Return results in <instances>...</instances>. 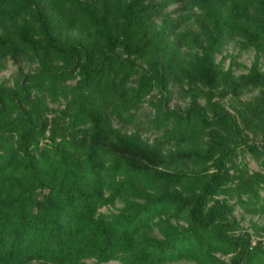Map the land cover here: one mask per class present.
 <instances>
[{"label":"trees","instance_id":"1","mask_svg":"<svg viewBox=\"0 0 264 264\" xmlns=\"http://www.w3.org/2000/svg\"><path fill=\"white\" fill-rule=\"evenodd\" d=\"M180 1L0 0V264H264V0Z\"/></svg>","mask_w":264,"mask_h":264},{"label":"rangeland","instance_id":"2","mask_svg":"<svg viewBox=\"0 0 264 264\" xmlns=\"http://www.w3.org/2000/svg\"><path fill=\"white\" fill-rule=\"evenodd\" d=\"M190 1L187 0L185 3L184 1H180L178 3H173L167 7L166 10H171L172 15L179 17L183 15V17L186 15L187 19H183L182 24L180 27H178V31L185 30V29H197V21L195 18H197V15H199L200 9L197 5H190ZM175 6H179L180 9H174ZM182 17V16H181ZM190 18V19H188ZM160 17L157 18L155 21L159 22ZM177 37L174 33L170 35V38ZM186 46L181 45V50H184ZM192 51V49H191ZM256 51L253 47H244L238 38H233L226 43L223 48L217 52L216 59L223 65V67H227L231 60L234 59L233 68L235 73H240L247 70V66L250 65L251 61L254 59L256 55ZM260 61H261V67L264 69V52L259 53ZM8 60V66L5 69L0 68V81H4L6 83L12 84L14 80V75L16 72V69L18 66L23 68L24 70L31 69L34 66L33 62L27 61V60ZM255 91L249 92L243 95V98H248L253 95ZM186 99L180 98L177 96V94L174 95V98L172 99V104H185ZM227 103V102H226ZM52 105H56L55 103H51ZM151 108L149 103H144L141 109L138 112V115L136 116V120L133 123H126L121 122L120 120L114 119V123L117 126H121L123 129L127 130H133L135 128L140 129L143 131L144 135H149L150 139L152 138V134L148 130H145L146 128V122L145 120L148 117V110ZM168 147H176L177 145L174 143H168ZM249 165L252 168L261 169L264 171V164L257 163L256 161L249 159ZM121 202L117 201L113 205H106L101 208V210H108L113 209L116 210L117 206H119ZM235 214L240 219V223L243 227L248 228L249 230H253L254 227L252 226V223L256 221L259 224H264V213H260L258 211H249V210H243L241 207H237L235 209ZM262 235L264 236V231L262 232ZM93 260L88 259L87 264H92ZM100 264H122L118 260H109L107 262H101ZM167 264H197L196 262L192 260H177L172 261Z\"/></svg>","mask_w":264,"mask_h":264}]
</instances>
